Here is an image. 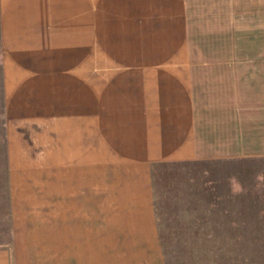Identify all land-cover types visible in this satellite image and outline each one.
<instances>
[{
    "label": "crops",
    "instance_id": "obj_1",
    "mask_svg": "<svg viewBox=\"0 0 264 264\" xmlns=\"http://www.w3.org/2000/svg\"><path fill=\"white\" fill-rule=\"evenodd\" d=\"M255 155L264 0H0V264H165L153 167Z\"/></svg>",
    "mask_w": 264,
    "mask_h": 264
},
{
    "label": "rangeland",
    "instance_id": "obj_2",
    "mask_svg": "<svg viewBox=\"0 0 264 264\" xmlns=\"http://www.w3.org/2000/svg\"><path fill=\"white\" fill-rule=\"evenodd\" d=\"M152 177L165 264H264L263 156L164 162ZM54 225L33 223L26 249L53 244Z\"/></svg>",
    "mask_w": 264,
    "mask_h": 264
}]
</instances>
